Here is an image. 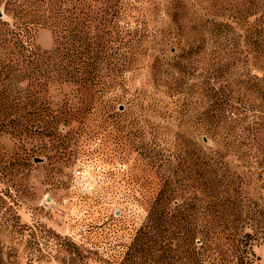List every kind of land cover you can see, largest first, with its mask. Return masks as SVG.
Listing matches in <instances>:
<instances>
[{"label": "rangeland", "instance_id": "obj_1", "mask_svg": "<svg viewBox=\"0 0 264 264\" xmlns=\"http://www.w3.org/2000/svg\"><path fill=\"white\" fill-rule=\"evenodd\" d=\"M33 2L19 0L16 7L28 6L31 12ZM72 2L63 12L76 21L87 10L81 0ZM10 3L0 0L5 14L0 23L14 25L22 16ZM97 6L88 16L92 25L77 28L82 35L90 32L93 40L74 41L113 42L114 54L130 61L119 74L120 85L111 88L119 97L107 103L113 96H102L98 88L80 92L74 84L43 82L36 89L44 122L57 126V115L72 113L67 124H60L67 139L58 142L54 135L34 132L30 115L18 127L20 134L0 131V264H71L75 246L89 256L90 264H132L126 254L137 244L146 248L152 237L165 236L166 245L176 244V233L192 228L193 219L185 225L172 217L167 225L159 218L157 225L151 221L161 175H173V170L156 169L140 153L139 130L146 124L140 119L152 102L141 97L162 95L165 88L180 93L176 103L169 101L175 111L149 116L150 124L162 131L163 122L169 121L174 140V135L188 136L201 147L223 152L248 206L253 212L264 210V0H101ZM45 9L35 13L34 21L41 24L34 38L41 51L50 52L59 26L66 24L57 7L53 14L58 24L45 23L49 0ZM220 98L232 107H220ZM222 116L235 121L232 149L226 136L229 122ZM67 146V157H62ZM175 149L159 147L158 154L171 155ZM181 154L187 164H179V174L190 173L198 186L205 159L192 148ZM38 158L42 161L36 163ZM173 161L176 166L180 162ZM253 248L261 258L258 264H264V243ZM154 255L159 261L148 264H183L177 256L169 261L164 247L158 246ZM194 259L191 255L189 263Z\"/></svg>", "mask_w": 264, "mask_h": 264}, {"label": "trees", "instance_id": "obj_2", "mask_svg": "<svg viewBox=\"0 0 264 264\" xmlns=\"http://www.w3.org/2000/svg\"><path fill=\"white\" fill-rule=\"evenodd\" d=\"M18 1L11 0L10 3L16 13L22 14L18 22L14 25L6 22L0 23V89H2L0 92V131L10 129L14 133L20 134L18 127L22 120L30 115L34 117L32 120L34 132L43 131L54 135V138H58V142L65 141L64 139L67 137H63L60 124L64 122L67 124L72 113L62 112L57 115V126L45 123L46 114L36 88L42 86L43 82L51 80L60 84H74L79 91L98 88L102 96L108 94L113 96L107 100L109 103L119 97V95H113L111 88L120 85L119 74L129 68L130 61L126 57H117L114 54L113 42L84 45L74 41L76 39L90 40V38L93 40V37L89 35L90 32L84 31L85 34L82 35L78 33L77 28L81 25L83 28L92 25L94 19L88 17L90 10L95 11L101 0H81L87 11L84 12V17L81 19L75 18L76 21L65 17V9H63V6H71L74 3L73 0H49L50 16L44 20L45 23H50L51 26L58 24L55 22L57 20L55 13L53 14V9L57 7L58 11L63 13L58 15L59 12H56L57 16L66 24L62 27L59 26L57 30L58 42L50 52L41 51L34 38L35 28L41 24L39 21H34L35 13L42 8L44 11L47 10L45 9L47 0H35L31 4L34 7L31 12L28 6L27 9H18L16 7ZM36 2H39L40 5H37ZM54 2L59 4H52ZM106 2H110V0H106ZM74 24L76 26L72 27ZM106 78L109 82L105 81ZM21 83L29 88L18 89L16 85ZM159 91L157 89V93ZM155 94L141 97L143 101L148 99L152 102L148 103L146 108L144 107L146 112L140 119L146 124L139 130L141 140L138 142V148L140 153L146 155L150 160L151 165H157L156 169L166 166L170 171L173 170V175H161L163 186L152 206L151 221L157 225L156 221L159 218L167 225V219L172 217L175 223L180 225H185L192 219L193 224L190 230L176 233L174 239L176 244L166 245L164 239L168 236L161 239L152 237L148 240L146 248L140 244L131 248L126 254L127 259L131 260L132 258V264H148L151 259L158 262L154 251L160 246V249L164 247L166 258L169 261L177 256L183 261V264H191L189 263L191 255L195 258V262L192 264H258L261 258L255 254L253 246L257 242L264 243V210L253 212L248 206L251 204L246 197L242 196L240 183L238 184L236 181L237 175L229 166L223 152L206 146L201 147L197 140L193 142L191 141L193 139L188 136L186 138L174 135L177 138L174 140L173 135L169 134V129L172 127L169 121L163 122L162 131H157L158 128L155 129L159 125L150 124L149 116L152 115L155 118L164 114L170 116L175 111L170 107L169 101L173 100L172 103H176V97L180 93L171 87L163 90V96L160 93L158 96ZM80 98L84 101L83 97ZM220 99H222L220 107L222 105L232 107L227 99L225 101L223 98ZM120 110H123V107H120ZM67 114H70V118L67 116L65 120L64 115ZM222 118L225 123L229 122L226 136L230 142L229 148L232 149L231 145L234 147L235 138L232 124L235 121L225 116ZM170 145L176 147V151L173 153L169 151L171 155L161 156L158 154L159 147L166 148ZM67 148L68 146L64 150ZM189 148L202 155L201 159H205L203 165L207 168L199 172L200 178L196 179L201 188L199 185L192 184L190 173L188 177L179 174V164H187V160L180 158L181 153L187 154ZM177 151L180 153L178 157ZM66 154V150L61 152L62 157H67ZM178 158L180 162L177 163V166L173 165L175 162L173 160ZM2 205L0 200V208ZM198 212L200 217L197 215ZM247 228L250 231H245ZM168 232L165 230V233ZM75 248L76 250L71 251V264H90L89 256L81 253L77 246Z\"/></svg>", "mask_w": 264, "mask_h": 264}, {"label": "water", "instance_id": "obj_3", "mask_svg": "<svg viewBox=\"0 0 264 264\" xmlns=\"http://www.w3.org/2000/svg\"><path fill=\"white\" fill-rule=\"evenodd\" d=\"M5 16L4 11L0 10V19H3ZM40 161H42V159L38 158L35 160L36 163H39Z\"/></svg>", "mask_w": 264, "mask_h": 264}]
</instances>
